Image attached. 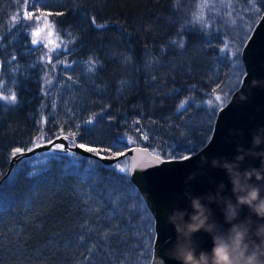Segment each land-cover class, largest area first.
<instances>
[{"label":"trees","instance_id":"16d2710c","mask_svg":"<svg viewBox=\"0 0 264 264\" xmlns=\"http://www.w3.org/2000/svg\"><path fill=\"white\" fill-rule=\"evenodd\" d=\"M256 6L264 12V0ZM251 7L249 0H35V7L0 0V95L16 96L0 100V264H124V256L151 264L155 219L130 177L70 152L49 155L40 169L30 163L36 156L21 159L6 176L13 150L67 135L103 155L115 141L123 153L133 146L163 158L197 152L244 76L242 49L261 17L243 11ZM26 9L51 13L60 39L55 75L38 59L46 47L35 50ZM89 59L94 70L78 67ZM70 77L73 91L55 110L47 86ZM125 188L139 200L118 215L113 198L128 195ZM139 241L143 256L132 250Z\"/></svg>","mask_w":264,"mask_h":264},{"label":"water","instance_id":"95a60500","mask_svg":"<svg viewBox=\"0 0 264 264\" xmlns=\"http://www.w3.org/2000/svg\"><path fill=\"white\" fill-rule=\"evenodd\" d=\"M241 56L245 69L241 84L232 93L228 102L220 108L212 135L205 146L187 156L188 159L160 156L161 158L156 160L151 149L144 146H133L124 152L128 157H132L129 161L132 167L130 180L138 188L155 219L156 237L151 264H178L167 254L175 243L176 231L173 225L167 223L166 217L173 207H189L186 192H191L193 195H204L210 190L214 191L216 185L223 181L228 185L225 195L231 194V184L226 173L221 169L212 168L210 163L201 169V158L207 157L211 161L214 157L227 156L231 159L237 154V145L251 147L253 132L257 128L264 127V86H251L254 80L264 81V15H261L244 44ZM241 94H244L246 98L242 99ZM241 132L243 135L239 134ZM64 136L38 143L30 148L31 151L25 150L23 155L16 154L6 176L21 159L48 152L63 154L72 151L93 157L107 165L116 163V160L101 159L95 153H89L77 147L79 143L75 141L74 144V139L70 137L65 140ZM57 144H63L64 150L56 148ZM119 159H124V156ZM248 165L258 167L260 161L249 158L245 167ZM201 170L204 175L197 174L194 180L185 183L191 173H199ZM211 207L215 211L216 218L223 223L224 218L219 207L215 204ZM189 211H191L190 208ZM247 215L248 209L245 208L241 218ZM225 227L227 228L228 225ZM195 238L199 244L198 250H211L213 241L208 234L197 233Z\"/></svg>","mask_w":264,"mask_h":264},{"label":"clouds","instance_id":"9594fccd","mask_svg":"<svg viewBox=\"0 0 264 264\" xmlns=\"http://www.w3.org/2000/svg\"><path fill=\"white\" fill-rule=\"evenodd\" d=\"M251 86L262 87L264 81L254 80ZM241 98L246 97L241 94ZM236 152L231 159L222 156L209 161L202 157L200 161L201 169L210 163L212 168L226 173L230 195H225L228 185L221 181L214 191L204 195L186 192L189 207H173L167 213L166 221L176 231L175 243L167 254L178 264H264V127L253 132L251 147L237 145ZM249 158L259 160L260 165L245 167ZM197 174L204 172L191 173L185 183ZM213 204L219 207L223 223L216 218ZM245 208L248 215L241 218ZM201 232L212 238L210 251L198 250L195 237Z\"/></svg>","mask_w":264,"mask_h":264},{"label":"snow or ice","instance_id":"6c2138e0","mask_svg":"<svg viewBox=\"0 0 264 264\" xmlns=\"http://www.w3.org/2000/svg\"><path fill=\"white\" fill-rule=\"evenodd\" d=\"M256 2L257 0H249V3L252 5L251 8H247V9H244L243 11L245 12H251L253 13L254 15H264V13H261V9L259 7L256 6ZM32 4H33V7H35V0H32ZM205 4H207V0H205ZM230 7V5H229ZM59 14V13H58ZM48 15H51V13H46L44 15V19H43V27H38L36 32L33 33L34 36H39L40 33L45 29H49V32H48V35H51V28L53 27V24L51 22H49L47 20V16ZM229 15H231V11L229 12ZM23 14H21V19H23ZM27 18L28 19H32L33 18V13L32 12H27ZM16 17H13V20H15ZM35 19L37 21H40L41 20V17L40 16H36ZM199 19L203 20V11H201V16L199 17ZM250 27V24L248 25ZM97 27H104V25L100 24V25H97ZM34 44H39L41 41L38 40V39H34L32 41ZM47 43H52V41H46ZM182 46V45H181ZM230 47V45H225V51L228 50V48ZM15 58V57H13ZM221 96L220 95H216L215 96V100L216 101H221ZM0 100H4V101H8L9 103H15L16 102V96L14 93L10 94V95H0ZM209 104L212 103V101H209L208 102ZM185 105L184 104H181L180 105V108H184ZM86 123L88 124H91L93 123L92 121H86ZM65 140L69 139V137L67 135H65L63 137ZM144 139H147V137L145 136ZM73 143L75 144V140H73ZM128 143H139V141H128ZM39 146V145H38ZM77 147L81 148V149H84L85 151L89 152V153H95V155L97 157H100L101 159H106V160H116V163H113V164H109V165H106L107 167L109 168H112L114 170H117L119 171L120 173L123 174L124 178H127L131 175L132 173V167L131 165L128 163V161H131L132 160V157H128L125 153L121 152L120 151V147H121V144H120V141H115L113 142L112 144L108 145L107 146V151L111 153V155H108V156H103L102 155V149H99L97 147H90V146H86L85 144L81 143V144H78L76 145ZM125 147L127 146L126 144L124 145ZM56 148L60 149V150H64V145L63 144H57L55 145ZM115 148L116 151L115 152H112V149ZM147 150V149H145ZM28 151H31V149H28ZM25 152V149H22V148H15L13 150V153L12 155L15 156L17 153L23 155V153ZM68 155H71L73 157H76L77 154L75 152H70V153H67ZM121 156H124V160H120L119 158ZM153 156L156 160H159L161 157H160V154H157L155 152V150H153ZM183 159H188L187 156H184ZM89 163H93V161H89ZM124 193H129V189L125 188L123 190ZM115 201H116V206L113 207V211L115 213H117L118 215L121 213V211H124V212H127L129 209H128V205L129 203H132L133 200H139V197H132L130 195V193L128 195H125V196H120V197H114L113 198ZM133 211L136 215V217L142 221V212H141V209H140V206H139V203L137 204H134L133 205ZM129 226L132 228L133 232H136L138 233L139 235L141 236H144L145 233H142L140 232V228L138 225H133L131 223V221H129ZM145 228L146 227H149L148 224H144L143 225ZM144 248V243L142 241H139L137 242L136 244H134L132 246V250L133 251H137L138 253L141 254V256H143V252L141 251L142 249ZM123 261H124V264H131L130 261H128V258L127 256H124L123 257ZM115 264H122V262L120 260H117L115 262ZM136 264H144V261L143 259L141 260H138L136 262Z\"/></svg>","mask_w":264,"mask_h":264},{"label":"rangeland","instance_id":"374dc122","mask_svg":"<svg viewBox=\"0 0 264 264\" xmlns=\"http://www.w3.org/2000/svg\"><path fill=\"white\" fill-rule=\"evenodd\" d=\"M32 1V0H31ZM27 12H31V10H27L25 11V18H27ZM33 13V18L32 19H28L29 20V32L34 39H38L41 42L39 44H34L35 46V50L37 49L36 47L39 46H45L46 47V51L40 53V57L38 58L40 62H46V64H48L51 68H49L46 71V74H49L50 71L52 72V75H55V73H57L58 70H56V72L52 69L53 66H56V64L54 63V56L57 55L56 50H58L60 48V39L57 35V32L55 31L54 25L51 28V35H48L49 29L45 28L39 36H34L33 33L36 32L38 27H43V19H44V15L46 13H41V14H36V12H32ZM36 16H40L41 20L37 21L35 19ZM47 20L49 22L52 23L50 16H47ZM53 24V23H52ZM46 41H52V43H47ZM31 52L34 50L33 48H30ZM38 53V52H37ZM38 61V62H39ZM60 64V63H59ZM74 66V64H72ZM97 62L95 60L89 59L85 62H81L78 64V67L84 69L86 67L87 70H94V68L96 67ZM70 67V66H69ZM63 73H65L64 69L60 70ZM72 78V77H70ZM73 78L72 80H70L69 78H62V79H58V81L56 80V88H54V85L52 84L51 86H47V93L49 94V99L50 102L52 103V105L54 106V109L56 110L57 108V104H58V100L59 101H64L67 100L68 97L67 95H62L63 93L66 92H71L72 90V84H73ZM58 88V90H56ZM61 90V92H59ZM73 95V93H71ZM67 97V98H66ZM67 106V105H65ZM67 113H71L73 111V105L69 106L68 108H66ZM56 114V113H54ZM86 121H94V118H88L86 119ZM55 152H48V153H43L40 154L38 156H36L34 159H32L30 161V163H32V165L34 166L35 169H40L42 168V166L48 161V159H50L51 154H53ZM44 155V156H43Z\"/></svg>","mask_w":264,"mask_h":264}]
</instances>
